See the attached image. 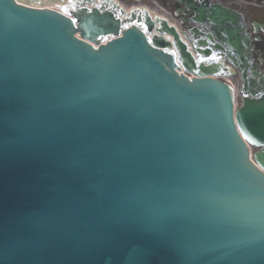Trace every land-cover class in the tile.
I'll use <instances>...</instances> for the list:
<instances>
[{
  "label": "water",
  "instance_id": "obj_1",
  "mask_svg": "<svg viewBox=\"0 0 264 264\" xmlns=\"http://www.w3.org/2000/svg\"><path fill=\"white\" fill-rule=\"evenodd\" d=\"M71 13L0 0V264H264V175L210 77L212 53L241 60L231 14L198 12L222 46L189 51L147 14L94 50L73 32L125 19ZM235 118L264 169L263 91Z\"/></svg>",
  "mask_w": 264,
  "mask_h": 264
},
{
  "label": "flooded vegetation",
  "instance_id": "obj_2",
  "mask_svg": "<svg viewBox=\"0 0 264 264\" xmlns=\"http://www.w3.org/2000/svg\"><path fill=\"white\" fill-rule=\"evenodd\" d=\"M162 4H166L170 0H158ZM203 4L206 6L218 3L220 5H228L231 9L237 12L240 16V20L245 21V17L248 16L251 22L254 20L264 23V0H203ZM204 29L209 32L208 27ZM250 45L254 47L255 55L251 54V74L255 73L256 77L260 80V84L264 85V37L262 39H253L250 41ZM241 78V75L238 76ZM241 81V79H240ZM244 84V81H243ZM261 86V87H262Z\"/></svg>",
  "mask_w": 264,
  "mask_h": 264
},
{
  "label": "snow or ice",
  "instance_id": "obj_3",
  "mask_svg": "<svg viewBox=\"0 0 264 264\" xmlns=\"http://www.w3.org/2000/svg\"><path fill=\"white\" fill-rule=\"evenodd\" d=\"M67 11H68V9H64V12L65 13H67ZM76 22L75 21H73V24H75ZM173 55L175 54V53H172Z\"/></svg>",
  "mask_w": 264,
  "mask_h": 264
}]
</instances>
